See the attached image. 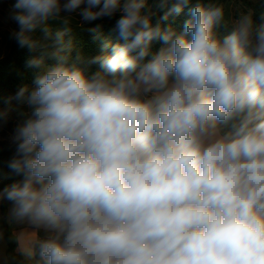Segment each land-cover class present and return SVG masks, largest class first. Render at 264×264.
Returning a JSON list of instances; mask_svg holds the SVG:
<instances>
[{
    "label": "clouds",
    "instance_id": "1",
    "mask_svg": "<svg viewBox=\"0 0 264 264\" xmlns=\"http://www.w3.org/2000/svg\"><path fill=\"white\" fill-rule=\"evenodd\" d=\"M190 5L15 0L12 36L41 54L26 62L39 69L32 84L9 98L28 114L8 165L22 179L0 200L12 203L10 220L47 233L29 260L264 264V13L259 23L239 14L221 36L224 6ZM185 8L182 29L162 24ZM62 12L85 22L119 12L112 31L123 43L73 59L72 17L55 32L48 24Z\"/></svg>",
    "mask_w": 264,
    "mask_h": 264
},
{
    "label": "trees",
    "instance_id": "2",
    "mask_svg": "<svg viewBox=\"0 0 264 264\" xmlns=\"http://www.w3.org/2000/svg\"><path fill=\"white\" fill-rule=\"evenodd\" d=\"M150 5L154 6L155 0H151ZM227 0H191V6L195 5L197 2L203 4H218L222 5ZM243 13L251 12L253 13V19L256 23L260 22V15L264 13V0H259L257 2H252L250 0H243ZM162 12H158L157 15L153 18V23H156L160 20ZM239 15L236 16L238 18ZM119 18V14L114 15L111 18H101L92 22H79L78 20L72 18L70 26L72 32L70 36L66 37V42L70 41V54L73 59L81 57L84 62L89 58L97 56L110 54L111 47H105L106 44L114 45L117 43H123L120 40L116 33L112 31L116 20ZM189 10L185 8L179 15H173L167 21H163L162 24L167 26L171 24L178 30L182 29L183 23L185 20L189 19ZM62 25H57L52 28L53 32L61 30L64 27ZM99 26V27H97ZM229 27L221 25L218 27V33L223 36L230 31ZM95 29V30H94ZM33 39H37L36 35L30 33ZM160 42H154L152 45V50L156 51L161 47ZM55 50V48L53 49ZM41 53L39 51H30L27 48H20L13 36L10 37V44L5 55L0 58V110L8 111V122H11L13 119H22L23 115L20 113L19 116L14 114L13 102H9V98L17 92V90L23 85H31L35 74L39 71L36 68L27 67V60L29 57H37ZM54 60H48L46 63H54ZM82 67H88L86 63H81ZM99 68L98 65H91L90 71H95ZM15 144L12 143H0V191H2L7 186L12 183L18 182L22 179L21 176L16 175L9 168V161L15 155ZM12 203L6 199L0 200L1 205V215H6V209ZM0 231H2L0 227ZM4 232V230L2 231ZM7 235V233H5ZM43 239V237L41 238ZM37 244V243H36ZM34 246V251L36 248ZM10 264H31L29 261L25 260L23 257H19L11 253L9 255ZM37 261L39 260L36 257Z\"/></svg>",
    "mask_w": 264,
    "mask_h": 264
},
{
    "label": "rangeland",
    "instance_id": "3",
    "mask_svg": "<svg viewBox=\"0 0 264 264\" xmlns=\"http://www.w3.org/2000/svg\"><path fill=\"white\" fill-rule=\"evenodd\" d=\"M252 2H257L259 0H250ZM63 2V0H62ZM149 4L152 3L151 0H148ZM154 2V0H153ZM243 0H227L224 4H222L225 8V19L229 21V24L232 20L236 19V16L243 13ZM15 3V0H0V58L3 57L8 50L10 44V37L14 31L19 30V26L17 23L10 19V12L12 10V6ZM153 4V3H152ZM86 5H82L81 7H85ZM120 13L117 12L115 15ZM71 16L72 18L78 20L79 22L83 21L76 12L74 13H61V18L59 19H50L48 24L51 28L57 25H62L63 17ZM34 34L36 38H38L41 34L37 29ZM1 95V91H0ZM14 96V95H13ZM11 96V97H13ZM1 97H3L1 95ZM14 106V114L19 116L21 113L23 115L22 119H13L11 122L5 121L0 122V143H12V135L14 133V129L20 123H23L25 119H27L28 109L26 105L20 104L15 100H12ZM12 207V204L6 209V215H1V205H0V227L2 231H0V264L6 262V252L11 255V249L13 248V238H12V230L20 224L28 223L26 221H14L10 220L9 210ZM31 225V224H30ZM7 233V235L5 234ZM36 264V263H35Z\"/></svg>",
    "mask_w": 264,
    "mask_h": 264
},
{
    "label": "crops",
    "instance_id": "4",
    "mask_svg": "<svg viewBox=\"0 0 264 264\" xmlns=\"http://www.w3.org/2000/svg\"><path fill=\"white\" fill-rule=\"evenodd\" d=\"M13 238V248L11 253L16 256L23 257L25 260L29 261L31 264H38L37 259L29 260L25 256V252L28 250L34 251L35 244L43 237L45 238L47 233L42 229H35L29 223H23L18 225L12 230ZM9 252H6V262L3 264H10Z\"/></svg>",
    "mask_w": 264,
    "mask_h": 264
}]
</instances>
